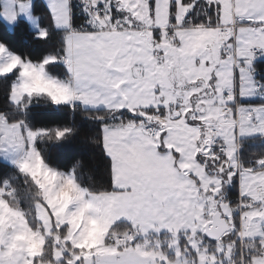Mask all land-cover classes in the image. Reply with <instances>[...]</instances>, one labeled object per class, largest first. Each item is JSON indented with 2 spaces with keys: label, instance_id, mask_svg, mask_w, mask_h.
Here are the masks:
<instances>
[{
  "label": "snow or ice",
  "instance_id": "6c2138e0",
  "mask_svg": "<svg viewBox=\"0 0 264 264\" xmlns=\"http://www.w3.org/2000/svg\"><path fill=\"white\" fill-rule=\"evenodd\" d=\"M0 264H264V0H0Z\"/></svg>",
  "mask_w": 264,
  "mask_h": 264
},
{
  "label": "trees",
  "instance_id": "16d2710c",
  "mask_svg": "<svg viewBox=\"0 0 264 264\" xmlns=\"http://www.w3.org/2000/svg\"><path fill=\"white\" fill-rule=\"evenodd\" d=\"M77 152V146L73 145L70 146L69 148H67L65 150V152L63 153V158L65 159H70L73 155H75Z\"/></svg>",
  "mask_w": 264,
  "mask_h": 264
}]
</instances>
